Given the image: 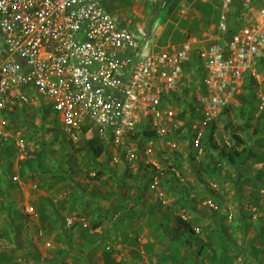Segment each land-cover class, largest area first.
Segmentation results:
<instances>
[{
	"label": "rangeland",
	"instance_id": "1",
	"mask_svg": "<svg viewBox=\"0 0 264 264\" xmlns=\"http://www.w3.org/2000/svg\"><path fill=\"white\" fill-rule=\"evenodd\" d=\"M111 2L132 26L178 42L212 28L209 14L230 9L234 17L245 0ZM247 98L218 118L201 154L141 135L143 160L135 162L96 156L87 138L63 136L56 114L31 108L28 121L12 125L28 150L10 156L0 145V264H264V129ZM233 147L240 165L220 153ZM26 202L36 214L25 213Z\"/></svg>",
	"mask_w": 264,
	"mask_h": 264
},
{
	"label": "built area",
	"instance_id": "2",
	"mask_svg": "<svg viewBox=\"0 0 264 264\" xmlns=\"http://www.w3.org/2000/svg\"><path fill=\"white\" fill-rule=\"evenodd\" d=\"M251 3L232 18L225 9L199 37L160 42L111 0H0V136L24 154L7 114L24 109L30 119L35 108L56 114L72 142L99 138L116 161L143 160L146 131L173 152L201 153L207 130L248 94L264 126V0Z\"/></svg>",
	"mask_w": 264,
	"mask_h": 264
},
{
	"label": "trees",
	"instance_id": "3",
	"mask_svg": "<svg viewBox=\"0 0 264 264\" xmlns=\"http://www.w3.org/2000/svg\"><path fill=\"white\" fill-rule=\"evenodd\" d=\"M236 2H239V1H242V0H235ZM203 4V3H202ZM238 10H239V8H238ZM220 16L221 15H219V11L218 12H216V17H214V16H212L211 14H209V18H206L205 19V28H208L209 26H211V25H217L218 24V20H219V18H220ZM185 38H182L180 41H183ZM160 42H163V41H160ZM247 98V97H246ZM252 94H248V98H247V100H248V103H253L252 102ZM229 109V108H228ZM228 109H226L225 111H224V113L223 114H227V112H228ZM23 113H25V110L24 109H21V110H19V111H16V112H13L12 114H10V115H8L7 114V117H8V120H9V124H10V126H11V128H13L12 127V125H17V126H19V125H21V124H24L25 123V121H28L29 119H25L24 118V116H23ZM26 117V116H25ZM261 119H262V117H260ZM261 126H262V129H264V126H263V119H262V122H261ZM212 130H213V126H212V128H210L209 130H207V132H206V135L208 134V132H209V134L212 132ZM260 130V132L262 131L261 129H259ZM258 130V131H259ZM145 135H149V136H151V135H155V133L153 132V131H146L145 132ZM206 135H205V137H206ZM205 137H204V139H203V151H204V149H205V147H206V140H205ZM235 137H236V140H237V143L238 144H240L241 142H243V140H242V138L239 136V135H237V134H235ZM10 142H11V138H9L8 139ZM8 140L7 139H5L4 137H2V136H0V145H1V150H2V153H4L5 155H14V154H16L17 152H18V149L15 147V146H13V144H11L10 142L8 143ZM210 142H213V138H210ZM8 144V145H7ZM259 144H260V142H259ZM89 146H90V148H91V150H93L94 151V153H95V155L96 156H101V154L104 152V150H105V146H104V144H102L101 142H100V139L99 138H96V139H92V140H89ZM14 147V148H13ZM192 151H194L195 153H198L196 150H192ZM246 151H248L247 150V148H244L243 149V152H246ZM220 153L222 154H225V156L227 157V158H229V161H230V163L233 165V166H235V165H240L239 164V160H237V161H235L236 160V157L238 156V155H240V152L235 148V147H233L231 150H229V151H226V152H223V150H220ZM199 154V153H198ZM5 157H7V158H9L8 156H5ZM208 164V166H207V169H209V170H211L212 171V169L214 170V169H216V167L214 168V166H213V164H209V163H207ZM11 167V166H10ZM12 174H14V173H12ZM201 180H203L204 181V179L202 178ZM61 203H60V205L62 204V201H60ZM58 207H59V205H58ZM57 215H59V213H56ZM53 216V214L51 215V217ZM44 217H46L43 213L41 214V218L42 219H45ZM50 219H52V218H50ZM178 220L181 222V224H183L185 227H186V229H190V227H191V225L189 224V223H187L186 221H184L183 220V218L182 217H179L178 218ZM50 221V220H49ZM93 226L96 228V227H98L99 226V222H95L94 224H93ZM193 228V227H192ZM194 230V229H193ZM223 254H225V253H223Z\"/></svg>",
	"mask_w": 264,
	"mask_h": 264
},
{
	"label": "clouds",
	"instance_id": "4",
	"mask_svg": "<svg viewBox=\"0 0 264 264\" xmlns=\"http://www.w3.org/2000/svg\"><path fill=\"white\" fill-rule=\"evenodd\" d=\"M203 151V150H202ZM199 153V152H198ZM202 153V152H201ZM201 153H199V154H201Z\"/></svg>",
	"mask_w": 264,
	"mask_h": 264
},
{
	"label": "crops",
	"instance_id": "5",
	"mask_svg": "<svg viewBox=\"0 0 264 264\" xmlns=\"http://www.w3.org/2000/svg\"><path fill=\"white\" fill-rule=\"evenodd\" d=\"M68 203V202H67ZM58 209H59V207H58ZM112 264V263H111Z\"/></svg>",
	"mask_w": 264,
	"mask_h": 264
}]
</instances>
